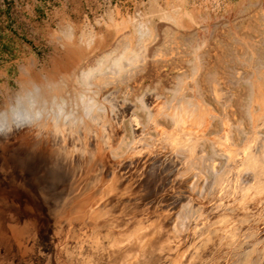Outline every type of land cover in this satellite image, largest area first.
Returning a JSON list of instances; mask_svg holds the SVG:
<instances>
[{
  "label": "rangeland",
  "instance_id": "374dc122",
  "mask_svg": "<svg viewBox=\"0 0 264 264\" xmlns=\"http://www.w3.org/2000/svg\"><path fill=\"white\" fill-rule=\"evenodd\" d=\"M185 102L194 114L187 116L185 130H176L171 114ZM16 115L34 119L20 129L11 149L46 151L56 161L57 152L67 153L74 163L63 184L62 208L53 219L37 216L41 222L31 236L0 245V264H85L71 258L78 250L84 256L100 250L86 264H103L121 255L130 240L141 241L155 219L169 231L157 255L143 246L149 251L144 258L156 260L147 264H264V185L256 200L246 196L257 185L252 169L260 162L264 184V0H0V118L12 116L8 131L18 127ZM125 139L132 143L129 150L114 155ZM186 169L191 173L185 175ZM191 198L196 212L186 238V232H175L174 222ZM22 200L0 187L2 206ZM112 201L122 208L117 215L106 213ZM14 218L18 222L9 228L21 235L24 226ZM110 219L131 223L117 228ZM139 220L140 230L127 236ZM254 249L262 254L257 257Z\"/></svg>",
  "mask_w": 264,
  "mask_h": 264
},
{
  "label": "bare ground",
  "instance_id": "6f19581e",
  "mask_svg": "<svg viewBox=\"0 0 264 264\" xmlns=\"http://www.w3.org/2000/svg\"><path fill=\"white\" fill-rule=\"evenodd\" d=\"M95 77V76H94ZM110 79V78H109ZM110 80H112V79H110ZM45 92V91H44ZM76 93V92H75ZM51 95V94H50ZM56 95V94H55ZM42 96V95H41ZM62 96H64V95H62ZM65 97V96H64ZM49 98V97H48ZM220 99H221V101L222 102H224L223 101V98L222 97H220ZM225 100V99H224ZM40 102V101H39ZM82 103V102H81ZM94 104V103H93ZM148 106H149V108H150V110H151V112H153V108H151L150 106V103L148 104ZM103 107V106H102ZM32 108V107H31ZM94 111V108H90L89 110H88V112H87V115L89 114V113H91V112H93ZM8 113V112H7ZM191 113H192V110H190L189 109V107L187 106V102H185V103H179V105L176 107V110L171 114V117H172V119H173V121H174V128L177 130V129H183V130H185V127H186V119H187V116L188 117H190V115H191ZM192 114H194V112L192 113ZM196 114V113H195ZM96 116H99V115H96ZM95 116V117H96ZM12 116H7V117H3V118H0V185L2 184L3 186H12V188L14 187L15 188V192H17V191H19V189H21V191L20 192H22V195H23V197L26 199V202L24 203H20V202H13V203H11V205H9V204H4L3 203V206H2V203L0 204V245H6L7 243H11V242H13V241H16V238L17 237H21V239L23 238V237H29V236H31L32 234H34V226H35V224H34V222H39V221H37L36 219H37V217H36V219L34 220V218H31L30 216H28L29 215V213H34V211L36 210V209H40V211L38 212L39 214V218H41V217H51L52 218V216H53V214H55V213H57L58 212V210L59 209H61L62 208V205L61 204H63L62 202H64V200H65V198H66V192H65V190L63 189V184H64V182H65V178H66V175H67V172H71V170L73 169V159H70V158H68V155H67V153L66 154H64V153H60V152H57V155H59L58 156V160L56 161V160H53L54 158H50L47 154H46V151L43 153H37L36 151H34V152H31V151H29V152H27V151H25V153H23V152H20V151H18V150H15V148H12L11 149V146L14 144V140H15V136L17 135V133L20 131V129H22L24 126H27V125H30L31 123L30 122H32V120L34 119V115H31V116H20V115H16V118H17V120L15 121V122H13V123H17V128H13L11 131H8V130H10V127H8L7 125L9 124V122H8V119H12L11 118ZM22 117V118H21ZM191 119V118H190ZM194 120V119H193ZM192 123V122H191ZM11 124V123H10ZM9 124V125H10ZM201 125V124H200ZM5 128V129H4ZM190 128V127H189ZM174 129V130H175ZM194 129V128H193ZM188 130V129H187ZM186 130V131H187ZM191 130V129H190ZM179 131V130H178ZM186 131H185V133H186ZM242 131V130H241ZM188 132V131H187ZM22 133V132H21ZM179 140V139H178ZM133 142V141H132ZM187 142V141H186ZM135 143V142H134ZM138 143V142H137ZM139 144V143H138ZM132 145V143L129 141V140H127V139H125V140H123L122 141V143H121V145L117 148L116 146V148H117V151L115 150L114 151V155L115 154H117L116 152H122V153H124V152H126L125 150H129V146H131ZM135 145H137V144H135ZM133 147V146H132ZM135 147V146H134ZM171 147V146H170ZM216 147V146H215ZM128 148V149H127ZM131 148V147H130ZM217 148V147H216ZM140 148H138V150H139ZM174 149H176V148H174ZM133 150V149H132ZM131 150V151H132ZM135 150H136V148H135ZM134 150V151H135ZM48 151V150H47ZM152 151H153V149H152ZM151 151V152H152ZM223 150L221 149V151L220 152H222ZM168 152H170V150L168 151ZM189 152V151H188ZM51 153V152H50ZM59 153V154H58ZM112 153H113V150H112ZM128 153H130V152H128ZM137 153V152H136ZM167 153V152H166ZM173 153V152H172ZM223 153V152H222ZM225 153V152H224ZM223 153V154H224ZM38 154H40V155H38ZM74 155V154H73ZM119 155V154H118ZM117 155V156H118ZM250 155V154H249ZM64 156H67V157H64ZM116 156V157H117ZM125 156H127L126 154H125ZM131 156V155H130ZM146 156V155H145ZM155 156H157V155H155ZM154 156V157H155ZM160 156V155H159ZM164 156V155H163ZM162 156V157H163ZM168 156V155H167ZM191 156V155H190ZM262 156V155H261ZM148 157V156H147ZM258 157V156H257ZM260 157V156H259ZM258 157V158H259ZM127 158V157H126ZM145 158V157H144ZM156 158V157H155ZM181 157H179V160H181L180 159ZM142 159V158H141ZM152 159V158H151ZM163 159H165V158H163ZM169 159V158H168ZM177 159H178V157H177ZM176 159V160H177ZM251 159V157H249L248 158V160H250ZM78 160H79V158L76 156V163L78 162ZM81 160V159H80ZM149 160V159H148ZM157 160V159H156ZM156 160H154V161H156ZM229 160V159H228ZM241 160V159H240ZM247 160V161H248ZM138 161H140V160H138ZM143 161V160H142ZM168 161V160H167ZM166 161V162H167ZM189 161V160H188ZM232 161V160H231ZM146 162V161H145ZM235 163H237L236 161H234ZM244 162H246V161H244ZM254 162V161H253ZM88 163V162H87ZM132 163V162H131ZM135 163V162H134ZM170 163V162H169ZM173 163H175L174 161L172 162V164ZM232 163V162H231ZM230 163V164H231ZM82 164V163H81ZM99 164V163H98ZM103 164V163H102ZM168 164V163H167ZM171 164V166H173ZM177 164V163H176ZM175 164V166H177ZM229 164V163H228ZM229 164V165H230ZM238 164H239V162H238ZM87 165V164H86ZM132 165V164H131ZM130 165V166H131ZM160 165H162V164H160ZM170 165V164H169ZM179 165V164H178ZM186 165V164H185ZM234 165V164H233ZM251 165V164H250ZM82 166V165H81ZM99 166V165H98ZM114 165H112V167H113ZM129 166V167H130ZM146 166V165H145ZM164 166V165H163ZM166 166V165H165ZM164 166V167H165ZM180 166V165H179ZM178 166V167H179ZM187 166V165H186ZM236 166H237V164H236ZM236 166H234V167H236ZM239 166V165H238ZM237 166V167H238ZM111 167V168H112ZM128 167V168H129ZM162 167V166H161ZM226 167H228V166H226ZM233 167V168H234ZM236 167V168H237ZM85 168V167H84ZM83 168V169H84ZM137 168H138V166H137ZM136 168V169H137ZM140 168V167H139ZM150 168V167H149ZM160 168V167H159ZM171 168H173V167H171ZM175 168V167H174ZM173 168V169H174ZM235 168V169H236ZM113 169V168H112ZM142 169V168H141ZM162 169V168H161ZM166 169H169L170 171H171V169H170V167L169 168H166ZM176 169V168H175ZM178 169V168H177ZM181 169V168H180ZM228 169V168H227ZM93 170V169H92ZM105 170V169H104ZM148 170V169H147ZM229 170V169H228ZM237 170V169H236ZM239 170V169H238ZM253 172H254V175H253V178L254 179H258V181L256 182L257 183V185H253V186H250L249 187V189H247V191H246V196L247 197H249V195H251L252 197V199H254V200H256V195H257V191L258 190H262L261 188H262V186L264 185V184H262V182H263V177L260 175V172H263V164L260 162V163H258L253 169ZM108 171V170H107ZM111 171V170H110ZM135 171V170H134ZM138 171V170H137ZM160 171V170H159ZM167 171V170H166ZM179 171V170H178ZM184 171V170H183ZM211 171V170H210ZM92 172V171H91ZM112 172V171H111ZM157 172V171H156ZM180 172V171H179ZM191 173V170H185L184 171V174L185 175H187L188 173ZM228 172V171H227ZM229 172H230V170H229ZM239 172V171H238ZM83 173V172H82ZM121 173V172H120ZM146 173V172H145ZM151 173V172H150ZM159 173V172H158ZM167 173V172H166ZM182 173V172H181ZM189 173V174H190ZM220 173H222V172H220ZM235 174H237L236 172H234ZM134 174V173H133ZM153 174H154V171H153ZM161 174V173H160ZM178 174V173H177ZM224 174H225V171H224ZM224 174H223V176H224ZM227 174H229V173H227ZM115 175H117V174H115ZM156 175V174H155ZM164 175V174H163ZM176 175V174H175ZM183 175V174H182ZM184 175V176H185ZM217 175V174H216ZM234 174H232V176H233ZM91 176V175H90ZM111 176H112V174H111ZM154 176V175H153ZM179 176V175H178ZM183 176V177H184ZM220 176H222V174L220 175ZM231 176V175H230ZM238 176H240V175H238ZM120 177V176H119ZM118 177V178H119ZM140 177H142V175L140 176ZM149 177V176H148ZM157 177V176H156ZM181 177V176H180ZM216 177V176H215ZM219 177V176H218ZM226 177V176H225ZM237 177V176H236ZM241 177V176H240ZM247 177V176H246ZM94 178V177H93ZM143 178V177H142ZM158 178V177H157ZM167 178H169V177H167ZM227 178V177H226ZM226 178L224 179V180H226ZM233 178H235L234 176H233ZM232 178V179H233ZM238 178V177H237ZM236 178V179H237ZM77 179V178H76ZM146 179H150V178H146ZM175 178H173V180H174ZM178 179V178H177ZM215 179V178H214ZM214 179H213V181H214ZM221 179V178H220ZM222 179V180H223ZM240 179V178H239ZM247 179V178H246ZM253 179V180H254ZM100 180V179H99ZM126 180V179H125ZM136 180V179H135ZM182 180H184V179H182ZM216 180H218L217 178H216ZM252 180V181H253ZM119 181V180H118ZM122 181H123V179H122ZM140 181V180H139ZM189 181V180H188ZM227 181H228V179H227ZM248 181V180H247ZM247 181L245 180V182L247 183ZM252 181H250V182H252ZM105 182V181H104ZM126 182V181H125ZM128 183H129V181H127ZM150 182H151V180H150ZM170 182V181H169ZM168 182V183H169ZM211 182V181H210ZM232 182V181H231ZM236 182V181H235ZM235 182H234V184H235ZM91 183V182H90ZM118 183V182H117ZM176 183V182H175ZM198 183H200V182H198ZM198 183H196V185H195V189L197 190V189H199V184ZM126 184V183H125ZM130 184V183H129ZM132 184V183H131ZM137 184V183H136ZM135 184V185H136ZM139 184H140V182H139ZM138 184V185H139ZM150 184V183H149ZM148 184V185H149ZM173 184V183H172ZM178 184V183H177ZM200 184H202V183H200ZM212 184V182L210 183V185ZM223 184H224V181H223ZM226 184V183H225ZM20 185V186H19ZM137 185V186H138ZM145 185V184H144ZM187 185V184H186ZM218 185V184H217ZM216 185V186H217ZM230 185H231V183H230ZM246 185V184H245ZM120 186V185H119ZM164 186V185H163ZM165 186H166V184H165ZM168 186V185H167ZM212 186V185H211ZM223 186V185H222ZM126 187V186H125ZM129 186L127 185V188H128ZM157 187V186H156ZM170 187V186H169ZM178 187V186H177ZM213 187V186H212ZM224 187V186H223ZM226 187V186H225ZM68 188V187H67ZM118 188H121V187H118ZM131 188V187H130ZM150 188V187H149ZM148 188V189H149ZM151 188H153V187H151ZM161 188V187H160ZM172 188H174V187H172ZM207 188V187H206ZM210 188V187H209ZM216 188V187H215ZM229 187H227V189H228ZM122 189V188H121ZM124 189V188H123ZM122 189V190H123ZM194 189V190H195ZM213 189V188H212ZM221 189V188H220ZM144 190V189H143ZM155 190V189H154ZM153 190V191H154ZM183 190V189H182ZM195 190V191H196ZM200 190V189H199ZM209 189H207L206 190V194H208L209 195V193L210 192H208L207 193V191H208ZM210 190H211V188H210ZM219 190V189H218ZM218 190H216V191H218ZM222 190H225V189H222ZM250 190V191H249ZM121 191V190H120ZM147 191V189H145V192ZM152 191V193L151 194H153V193H155L156 191H154L153 192ZM160 191H162V190H160ZM176 191V190H175ZM195 191L193 192V193H195ZM220 191V190H219ZM228 191H229V189H228ZM227 191V192H228ZM118 192V191H117ZM123 192H125L124 190H123ZM122 192V193H123ZM132 192H134V191H132ZM179 192V191H178ZM187 192V191H186ZM200 192V191H199ZM215 192V191H214ZM213 192V193H214ZM221 192V191H220ZM233 192V191H232ZM231 192V194H233ZM126 193V192H125ZM143 193V192H142ZM146 193H149V192H146ZM184 193H185V191H184ZM198 193V192H197ZM217 193V192H216ZM242 193V192H241ZM124 194V193H123ZM127 194V193H126ZM125 194V195H126ZM130 194V193H129ZM139 194V193H138ZM206 194H205V197H206ZM218 194V193H217ZM221 194H222V192H221ZM228 195L230 194L229 192L227 193ZM116 195V194H115ZM131 195V194H130ZM175 195V194H174ZM199 195V194H198ZM207 195V196H208ZM224 195H225V193H224ZM235 195V194H234ZM233 195V196H234ZM239 195V194H238ZM30 196H31V198H30ZM65 197V198H62V197ZM136 196H137V194H136ZM135 196V197H136ZM139 196H140V194H139ZM150 196V195H149ZM191 196V195H190ZM223 196V195H222ZM227 196V195H226ZM132 197H134V196H132ZM138 197V196H137ZM141 197H143L142 196V194H141ZM160 197V196H159ZM192 197V196H191ZM204 197V198H205ZM211 197V196H210ZM212 197H214V194H213V196ZM215 197H217V196H215ZM221 197V196H220ZM228 197V196H227ZM227 197H224L225 199L227 198ZM246 197V198H247ZM29 198L31 199V201L29 200ZM113 198H115V197H113ZM113 198H111V199H113ZM127 198V197H126ZM146 198V197H145ZM156 198V197H155ZM161 198V197H160ZM159 198V199H160ZM181 198H183V197H181ZM180 198V199H181ZM190 198V197H189ZM196 198V197H195ZM206 198H208V197H206ZM206 198L204 199V200H206ZM230 198H231V195H230ZM245 198V199H246ZM251 198H249L250 199V201H251ZM93 199V198H92ZM136 199V198H135ZM139 200H140V198H138ZM137 199V200H138ZM154 199V198H153ZM152 199V200H153ZM171 199V198H170ZM177 199V198H176ZM184 199V198H183ZM194 199V198H193ZM210 199V198H209ZM217 199H219L218 197H217ZM225 199H223V200H225ZM228 199V198H227ZM226 199V200H227ZM108 200H110V197H109V199ZM113 200H115V199H113ZM121 200V199H120ZM126 200V199H125ZM129 200H130V198H129ZM128 200V201H129ZM133 200V199H132ZM139 200H138V203L140 204V203H142V202H139ZM151 200V199H150ZM188 200V199H187ZM189 200H191V202L189 201H187V203H185L183 206H182V208H181V210H180V212L178 213V215H177V218L175 219V222H174V226H175V223L176 224H178V228H179V230H177V231H175L174 230V226H173V230L177 233L178 232V235L179 234H182V232H183V234L186 232V234H184V236L186 237L188 234H187V230L188 231H190V227L192 226V224L190 223L191 221H190V218H193V217H191V212H192V210L193 211H195L194 209H193V207H192V204H190V203H192V198L191 199H189ZM89 201V200H88ZM98 201V200H97ZM157 201H158V199H157ZM160 201V200H159ZM197 201V200H196ZM218 201H220V200H218ZM229 201V200H228ZM227 201V202H228ZM231 201V200H230ZM229 201V202H230ZM244 201H246V200H244ZM248 201V200H247ZM87 202V201H86ZM112 202H114V201H112ZM119 202V201H118ZM179 202V201H178ZM177 202V203H178ZM195 202V201H194ZM201 202V201H200ZM204 202V201H203ZM223 202V201H222ZM225 202V201H224ZM234 202V201H233ZM196 203V202H195ZM236 203V202H235ZM238 203H241V201L240 202H238ZM244 203V202H243ZM246 203H248L249 204V202H246ZM86 204H88V203H86ZM96 204V203H95ZM94 204V205H95ZM134 204V203H133ZM145 204H146V202H145ZM148 204V203H147ZM163 204V203H162ZM224 204V203H223ZM225 204H226V202H225ZM245 204V203H244ZM247 204V205H248ZM252 204H253V200H252ZM99 205V204H98ZM103 205V204H102ZM101 205V206H102ZM178 205H182V204H178ZM177 205V206H178ZM198 205V204H197ZM227 205V204H226ZM230 205H232L231 204V202H230ZM235 207L237 206V205H235V204H233ZM239 205V204H238ZM241 205V204H240ZM75 206V205H74ZM91 206V205H90ZM104 206V205H103ZM106 206V205H105ZM157 206V205H156ZM160 206H162L161 204H160ZM213 206H214V204H213ZM250 206V205H249ZM248 206V207H249ZM3 207V209H1ZM26 207L27 208H29L28 210H27V212H28V214L26 213V211H25V209H26ZM76 207V206H75ZM111 209L112 210H109L108 212H106V213H112L113 212V214L114 215H117V214H115L116 212H118V211H120V208H121V206L119 205V203H113L111 206ZM146 207V206H145ZM206 207V206H205ZM209 207V206H208ZM220 207V206H219ZM223 207H226V206H223ZM230 207V206H229ZM228 207V208H229ZM234 207V208H235ZM246 206H244V208H245ZM247 207V208H248ZM255 207V206H254ZM11 209L12 211L10 212V210H8V209ZM77 208V207H76ZM89 208V207H88ZM91 208V207H90ZM99 208V207H98ZM107 208V207H106ZM134 208V207H133ZM144 208V207H143ZM149 208V207H148ZM202 208V207H201ZM212 206H211V210H212ZM216 208V207H215ZM228 208H226V209H228ZM232 208H233V206H232ZM231 207H230V209H232ZM240 208V207H239ZM238 208V209H239ZM247 208H245V209H247ZM95 209V208H94ZM109 209V208H108ZM122 209V208H121ZM141 209H142V207H141ZM154 209V208H153ZM206 209H207V207H206ZM223 209H225V208H223ZM242 209V208H241ZM244 209V210H245ZM258 209V208H257ZM85 210H87V209H85ZM93 210V209H92ZM104 209H102V211H103ZM107 210V209H106ZM137 210V209H136ZM140 212H141V210L140 209H138ZM168 210V209H167ZM209 210V209H208ZM208 210H207V212H208ZM216 210V209H215ZM220 210H222V209H220ZM219 210V211H220ZM233 210V209H232ZM248 210H250L249 208L247 209V211ZM256 210V209H255ZM9 213H8V212ZM71 211V210H70ZM153 211V210H152ZM159 211V210H158ZM224 211V210H223ZM228 211V210H227ZM227 211H226V213H227ZM231 211V210H230ZM229 211V212H230ZM233 211H235V210H233ZM243 211V210H242ZM242 211H241V213L238 215V216H241V214H242ZM252 211H253V209H252ZM252 211H251V213H252ZM257 211V210H256ZM7 212V213H6ZM61 212H62V210H61ZM144 212V211H143ZM196 212V211H195ZM213 212V211H212ZM216 212V211H215ZM225 212V211H224ZM236 212H237V209H236ZM239 212V211H238ZM250 212V211H249ZM249 212H247V213H249ZM259 212V211H258ZM263 212V211H262ZM120 214H121V212H119ZM134 213V212H133ZM132 213V214H133ZM174 213V212H173ZM198 213V212H197ZM200 213V212H199ZM203 213H204V211H203ZM235 213V212H234ZM244 213V212H243ZM246 213V214H247ZM59 214V213H58ZM62 214V213H61ZM73 214V213H72ZM72 214H71V216H72ZM100 214V213H99ZM98 214V215H99ZM130 214V213H129ZM139 214V213H138ZM144 214V213H143ZM162 214V213H161ZM195 214V213H194ZM207 214V213H206ZM253 214V213H252ZM254 214H255V212H254ZM263 214V213H262ZM63 215H64V213H63ZM67 216H68V214H66ZM92 215V214H91ZM104 215V214H103ZM106 215V214H105ZM104 215V216H105ZM108 215V214H107ZM119 215V214H118ZM135 215H137V214H135ZM141 215V214H140ZM156 215V214H155ZM225 214H223V216H224ZM229 215V214H228ZM233 215V214H232ZM243 215V214H242ZM248 215V214H247ZM256 215V214H255ZM254 215V216H255ZM264 215V214H263ZM12 216V217H11ZM13 216H15V217H17V218H19V222H21V224H22V226H24V228H23V233L21 234V235H19V234H15V233H18V231H11L10 230V225H12L13 224V222H18V219H15V218H13ZM57 216H59V215H57ZM89 216V215H88ZM119 216H121V215H119ZM119 216H117V217H119ZM126 216V215H125ZM145 216H146V214H145ZM154 216V215H153ZM172 216V215H171ZM201 216H203V215H201ZM200 216V217H201ZM222 216V215H221ZM230 216V215H229ZM229 216H227V217H229ZM246 216V215H245ZM245 216L243 217V218H245ZM248 216H250V215H248ZM247 216V217H248ZM253 215L250 217L251 218V221L253 222V220H252V217H254ZM259 216V215H258ZM60 217V216H59ZM65 217V216H64ZM81 217V216H80ZM111 217H112V215H111ZM116 217V216H115ZM147 217V216H146ZM152 217V216H151ZM156 217V216H155ZM207 217V216H206ZM214 217V216H213ZM224 217H226V215L224 216ZM233 217V216H232ZM56 218V217H55ZM82 218V217H81ZM92 218V217H91ZM95 218V216L93 217V219ZM101 218V217H100ZM119 218H121V217H119ZM133 218V217H132ZM137 218V217H136ZM139 218H140V216H139ZM153 218V217H152ZM173 218V217H172ZM198 218V217H197ZM207 218H209V217H207ZM215 218V217H214ZM230 218V217H229ZM228 218V219H229ZM249 218V219H250ZM264 218V217H263ZM53 219V218H52ZM64 219V218H63ZM84 219V218H83ZM113 219V218H112ZM117 219V218H116ZM116 219H114V220H112L111 221V219H110V221L111 222H114V224H115V226H117V228H118V226L120 227V226H123L124 225V223H126L125 224V226L128 224V225H130V223H127V221H122V222H120L122 219H124V218H121V220L119 221H117ZM131 219V218H130ZM130 219H128V220H130ZM145 219V218H144ZM147 219V218H146ZM158 219V218H157ZM162 219V218H161ZM221 219V218H220ZM227 218H225V221H226V224H227V220H226ZM232 219V218H231ZM240 219H242V217L240 218ZM248 219V218H247ZM33 220V221H32ZM71 220H73L72 218H71ZM92 220V219H91ZM90 220V221H91ZM149 220V219H148ZM152 220V219H151ZM171 220V219H170ZM193 220V219H192ZM198 220V219H197ZM201 220H203V219H201ZM230 220V219H229ZM236 220H237V218H236ZM243 221L245 220L246 221V219H242ZM264 220V219H263ZM43 221V220H42ZM56 221V220H55ZM70 221V220H69ZM79 221V220H78ZM135 221V220H134ZM140 221V223L138 222H136V223H133L134 225H132L133 227H130V228H133V229H130L128 232H127V234L126 233H124V234H126L127 236H129V235H131V233H136L138 230L137 229H139V228H141L140 226L141 225H143L142 224V222H141V220H139ZM155 222H152V223H150V224H152L153 225V231L150 229L149 231H147L145 234H143L142 233V235H140V239H141V241H137V240H135V242H134V240H130V241H132L130 244V246H126V248H120V252H121V255H116V257H111L110 259H109V261H106V262H104L103 264H147L146 262H147V260L149 259L151 262L152 261H156V260H154V259H151L152 257L151 256H148V259H146V258H144V256L147 254V252H151L152 251V253L154 254V256L155 255H157L156 254V252H158V250H159V248H160V246L165 242V240H164V236L166 235L165 234V232L167 233L169 230L168 229H166V230H164L165 229V225H167V224H164L163 223V221L162 222H160V221H158L157 220V222H156V219L154 220ZM209 221V220H208ZM214 221V220H213ZM216 221V220H215ZM230 221H234V219H232V220H230ZM229 221V222H230ZM240 221V220H239ZM238 221V222H239ZM260 221V220H259ZM41 222V221H40ZM53 222V221H52ZM64 222H66V221H64ZM144 222V221H143ZM145 222H146V220H145ZM204 222H206V221H204ZM217 222H219V220L218 221H216V223ZM221 222V221H220ZM228 222V223H229ZM241 222V221H240ZM70 223H71V221H70ZM73 223H74V221H73ZM89 222L87 221V224H88ZM147 223V222H146ZM146 223H145V225L144 226H146ZM171 223V222H170ZM196 223V222H195ZM213 223V222H212ZM222 223V222H221ZM223 223H224V221H223ZM237 223V222H236ZM241 223H243V222H241ZM240 223V224H241ZM246 223V222H245ZM251 223V222H250ZM15 225H17L16 223H14ZM106 224V223H105ZM150 224H149V226H150ZM200 224H201V222H200ZM218 224V223H217ZM234 224V223H233ZM239 224V223H238ZM259 224V223H258ZM60 225H61V222H59V224H57V226H58V228L60 227ZM89 225V224H88ZM127 225V226H128ZM195 225V224H194ZM208 225H210V224H208ZM211 225H215V224H211ZM235 225V224H234ZM244 225V224H243ZM248 225V224H247ZM70 226H71V224H70ZM104 226V225H103ZM197 226V225H196ZM201 226V225H200ZM199 226V227H200ZM217 226V225H216ZM219 226H221V224L219 225ZM237 226V225H236ZM81 227H82V225H81ZM137 227V228H136ZM143 227V226H142ZM172 227V226H171ZM187 227V228H186ZM205 227V226H204ZM203 227V228H204ZM222 227V226H221ZM229 227V226H228ZM232 227V226H231ZM240 227H242V226H240ZM244 227V226H243ZM248 227V226H247ZM251 227V226H250ZM250 227H248V228H250ZM253 227V226H252ZM57 228V227H56ZM123 227H121V229H122ZM125 228V227H124ZM150 228H152V227H150ZM167 228V227H166ZM193 228V227H192ZM201 228V227H200ZM214 228H216V227H214ZM219 228V227H218ZM199 229V228H198ZM226 229V228H225ZM229 229V228H228ZM237 229H240V228H238L237 227ZM236 229V230H237ZM140 230V229H139ZM168 230V231H167ZM201 230V229H200ZM209 230V229H208ZM216 231H217V229H215ZM234 230V229H233ZM240 230H242V229H240ZM248 230L249 229H247V232H248ZM119 231H120V229H119ZM144 231V230H143ZM152 231V232H151ZM173 231V232H174ZM213 231V230H212ZM219 231V230H218ZM238 231V230H237ZM245 231H246V229H245ZM12 232H14V234H11ZM114 232H116L115 230H114ZM121 232V231H120ZM151 232V233H150ZM201 232V231H200ZM210 232H211V229H210ZM221 232V231H220ZM222 232H225V231H223L222 230ZM232 232V231H231ZM236 232V231H235ZM243 232V231H242ZM193 233V232H192ZM191 233V234H192ZM213 233H214V231H213ZM238 233V232H237ZM241 233V232H240ZM253 233V232H252ZM116 234H118V232L116 233ZM121 234V233H120ZM168 234V233H167ZM171 234H173V233H171ZM175 234V233H174ZM182 234V235H183ZM190 234V233H189ZM200 234V233H199ZM229 234V233H228ZM122 235V234H121ZM149 235H152V237H149ZM229 235H231V234H229ZM234 235V234H233ZM246 235V234H245ZM248 235V234H247ZM258 235V234H257ZM132 236H134V235H132ZM180 236V235H179ZM209 236V235H208ZM253 236V235H252ZM255 236V235H254ZM142 237V238H141ZM148 237V238H147ZM184 237V238H185ZM224 237H225V235H224ZM224 237H222V239L224 238ZM227 237V236H226ZM233 238H234V236H232ZM117 238V240L119 239L120 240V238H118V237H116ZM147 238V239H146ZM187 238V237H186ZM193 238H194V236H193ZM237 238V237H236ZM238 238H239V235H238ZM237 238V239H238ZM241 238V237H240ZM254 238V237H253ZM252 238V239H253ZM35 239V238H34ZM107 239H109V238H107ZM144 239H146V240H144ZM166 239V238H165ZM171 239V238H170ZM176 239V238H175ZM181 239V238H180ZM225 239V238H224ZM235 239V238H234ZM245 239V238H244ZM248 239V238H247ZM250 239V238H249ZM26 240V239H25ZM190 240V239H189ZM231 240V239H230ZM233 240V239H232ZM246 240V239H245ZM244 240V241H245ZM251 240V239H250ZM28 241V240H27ZM167 241V240H166ZM217 241V240H216ZM236 241V240H235ZM256 241H258V240H256ZM262 241V240H261ZM177 242H179V241H177ZM184 242V241H183ZM237 242V241H236ZM236 242H234V243H236ZM241 242V241H240ZM251 242V241H250ZM249 242V243H250ZM258 242H260V240L258 241ZM257 242V243H258ZM14 243V242H13ZM190 243H191V240H190ZM189 243V244H190ZM231 243V242H230ZM234 243H232L233 245H234ZM246 243V242H245ZM248 243V242H247ZM261 243V242H260ZM26 244H27V242H26ZM166 244V243H165ZM183 244V243H182ZM186 244V243H185ZM229 244V243H228ZM242 244H243V242H242ZM252 244V243H251ZM250 244V245H251ZM166 245H168V244H166ZM216 245V244H215ZM241 245V244H240ZM244 245V244H243ZM253 245V244H252ZM62 246V245H61ZM149 247L150 248V250L148 251L147 249H146V251L144 250V247ZM169 246V245H168ZM224 246V245H223ZM242 246V245H241ZM247 246V245H246ZM256 246V245H255ZM261 245H259V247H260ZM1 247V246H0ZM25 247H27L26 245H25ZM147 247V248H148ZM179 247V246H178ZM227 247V246H226ZM239 248H240V251H241V253H242V256L243 255H245L246 253H249L248 252V250H247V248H246V250H247V252H245V254H243V252H242V250H241V247L240 246H238ZM242 247H244L245 248V246H242ZM262 247V246H261ZM6 249L8 248V246L7 247H5ZM28 248H29V246H28ZM188 248V247H187ZM186 248V249H187ZM224 248V247H223ZM243 248V249H244ZM253 248V247H252ZM257 248V247H256ZM24 249V248H23ZM182 249H183V247H182ZM189 249V248H188ZM211 249H212V247H211ZM229 249V251H230V248H228ZM238 249V248H237ZM177 250V249H176ZM179 250V249H178ZM184 250V249H183ZM225 250V249H224ZM234 250H235V247H234ZM239 250V249H238ZM245 250V251H246ZM27 251V250H26ZM172 251V250H171ZM195 251V250H194ZM237 251V250H236ZM244 251V250H243ZM251 251H253V250H251ZM22 252V251H21ZM73 252V251H72ZM71 252V253H72ZM98 252L99 253H101V251L100 250H97V251H95V253L94 254H92L91 253V251H89V252H87V256H84L83 254H84V252H82L81 250H78L77 252L75 251V252H73L72 254H71V258L72 259H77V260H79V261H81V260H84V262H85V264H86V262H88L89 261V257H91V256H93L94 258H99V256L98 255H95V254H98ZM166 252V251H165ZM258 252H260V250L258 251ZM19 253V252H18ZM32 254H34L33 253V251L31 252ZM167 253H168V251H167ZM170 254H171V252H169ZM181 253V252H180ZM200 253V252H199ZM232 253V252H231ZM238 253V252H237ZM254 253H256L255 252V249H254ZM16 254H17V252H16ZM15 254V255H16ZM23 254H24V252H23ZM26 254V253H25ZM25 254L23 255V256H25ZM28 254V253H27ZM30 254V253H29ZM102 254H105V253H102ZM150 254V253H149ZM159 254V253H158ZM187 254H189V253H187ZM222 254H223V252H222ZM229 254V253H228ZM235 254V253H234ZM257 254V253H256ZM256 254H253V255H256ZM262 253H260V254H257V257H258V255H261ZM264 254V253H263ZM14 255V256H15ZM19 255V254H18ZM239 255H241V254H239ZM253 255H252V257H253ZM14 256L12 255V257L14 258ZM118 256V257H117ZM189 256V255H188ZM196 256V255H195ZM213 256H215V255H213ZM222 256H224V255H222ZM231 256H233V255H231ZM236 256H237V254H236ZM246 256H249V254H246ZM149 257H151V258H149ZM206 257V256H205ZM230 257V256H229ZM233 257H235V256H233ZM260 257V256H259ZM23 258V257H22ZM27 258H29V256L27 257ZM27 258H23V259H27ZM185 258V257H184ZM213 258V257H212ZM220 258V257H219ZM228 258V257H227ZM244 258H246V257H244ZM33 259V258H32ZM197 259H199V258H197ZM234 259V258H233ZM240 259H243V257H241ZM250 259H252V258H250ZM255 259V258H254ZM259 261H260V258H257ZM12 260V259H11ZM10 260V261H11ZM14 260H17L16 259V257H15V259ZM21 260V259H20ZM210 260V259H209ZM215 260H217V258L215 259ZM225 260V259H224ZM28 260H26V262H27ZM33 261V260H32ZM31 261V262H32ZM35 261V260H34ZM136 261H138V262H136ZM195 261V260H194ZM242 261V260H241ZM254 262H255V260H253ZM258 261V262H259ZM13 262V261H12ZM17 262V261H16ZM24 263H25V261H23ZM75 262V261H74ZM150 262V263H151ZM216 262V261H215ZM248 262V261H247ZM246 262V263H247ZM18 263V262H17ZM35 263V262H34ZM168 263H170V262H168ZM185 262H183V264H184ZM248 263H250V264H253V262L252 261H249ZM247 263V264H248ZM264 263V262H263ZM11 264V263H10ZM16 264V263H15ZM29 264H30V261H29ZM156 264V263H155ZM178 264V263H177ZM221 264V263H220ZM240 264H242L241 262H240ZM256 264V263H255ZM259 264V263H258ZM261 264V263H260Z\"/></svg>",
  "mask_w": 264,
  "mask_h": 264
},
{
  "label": "water",
  "instance_id": "95a60500",
  "mask_svg": "<svg viewBox=\"0 0 264 264\" xmlns=\"http://www.w3.org/2000/svg\"><path fill=\"white\" fill-rule=\"evenodd\" d=\"M20 186V185H19ZM0 187L2 188V190H3V193L4 194H7V193H12V194H16V193H18V194H21L22 195V192H20L21 191V189H19V191H17V192H15V188L13 187L12 188V186H3L2 184L0 185ZM30 198H31V196H30ZM29 198V200L31 201V199ZM22 202H24V200H22ZM26 202V201H25ZM24 202V203H25ZM29 208H27L26 207V209H25V211H26V213L28 214V212H27V210H28ZM40 211V209H36L35 211H34V213L32 214V213H29V215L28 216H30L31 218H34V220L36 219V217L37 216H39L38 214V212ZM12 217V216H11ZM13 218H14V216H13ZM36 220H39L38 218L36 219ZM33 221V220H32ZM34 224H35V226H36V224H37V222H34ZM35 226H34V228H35Z\"/></svg>",
  "mask_w": 264,
  "mask_h": 264
},
{
  "label": "crops",
  "instance_id": "0c3cea01",
  "mask_svg": "<svg viewBox=\"0 0 264 264\" xmlns=\"http://www.w3.org/2000/svg\"><path fill=\"white\" fill-rule=\"evenodd\" d=\"M11 1H14V0H11Z\"/></svg>",
  "mask_w": 264,
  "mask_h": 264
},
{
  "label": "clouds",
  "instance_id": "9594fccd",
  "mask_svg": "<svg viewBox=\"0 0 264 264\" xmlns=\"http://www.w3.org/2000/svg\"><path fill=\"white\" fill-rule=\"evenodd\" d=\"M22 118V117H21Z\"/></svg>",
  "mask_w": 264,
  "mask_h": 264
}]
</instances>
